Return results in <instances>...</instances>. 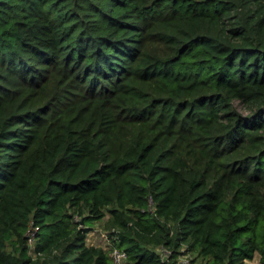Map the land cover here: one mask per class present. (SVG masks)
<instances>
[{
  "label": "trees",
  "instance_id": "trees-1",
  "mask_svg": "<svg viewBox=\"0 0 264 264\" xmlns=\"http://www.w3.org/2000/svg\"><path fill=\"white\" fill-rule=\"evenodd\" d=\"M105 216L126 264H264V0H0V264H113Z\"/></svg>",
  "mask_w": 264,
  "mask_h": 264
},
{
  "label": "rangeland",
  "instance_id": "rangeland-1",
  "mask_svg": "<svg viewBox=\"0 0 264 264\" xmlns=\"http://www.w3.org/2000/svg\"><path fill=\"white\" fill-rule=\"evenodd\" d=\"M236 105L243 112L249 111V108H247L246 105L242 103L240 100L236 101ZM108 220H109V216H105L102 219H96L92 223L91 227L89 228V231L87 232V241L90 244L100 245L112 251L113 241L110 235L112 231V227L109 226ZM180 263L181 264H205V259L201 257H197L196 254L189 252V253H185L180 258ZM246 263L247 264H261L260 254L257 253L253 259H248Z\"/></svg>",
  "mask_w": 264,
  "mask_h": 264
},
{
  "label": "built area",
  "instance_id": "built-area-1",
  "mask_svg": "<svg viewBox=\"0 0 264 264\" xmlns=\"http://www.w3.org/2000/svg\"><path fill=\"white\" fill-rule=\"evenodd\" d=\"M33 242V237H32ZM111 255L113 257V264H126L127 263V252L120 249V248H114L111 251Z\"/></svg>",
  "mask_w": 264,
  "mask_h": 264
}]
</instances>
